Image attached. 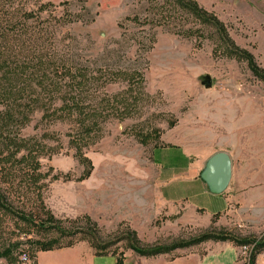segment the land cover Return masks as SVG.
<instances>
[{
    "label": "rangeland",
    "instance_id": "1",
    "mask_svg": "<svg viewBox=\"0 0 264 264\" xmlns=\"http://www.w3.org/2000/svg\"><path fill=\"white\" fill-rule=\"evenodd\" d=\"M190 1L223 25L234 48L264 68V0ZM162 3L0 0L2 57L15 62L42 58L83 69L81 98L96 108L98 122L87 137L75 117L57 113L52 115L56 120L47 121L42 111L29 116L21 136L47 135L39 157L41 171L49 174L43 208L34 195L18 192L11 208L0 210V264H22L21 255H32L38 243L46 242L61 248L84 243L114 253L119 264H164L175 257L216 254L226 246L234 249L235 264H264V188L258 181L264 175V85L247 63L230 57L235 49L215 28L183 12L169 18ZM26 14L31 17L24 19ZM133 72L141 76L140 86L120 77ZM206 77L209 88L202 84ZM60 102L53 99L52 108ZM122 114L128 117L120 120ZM72 139L88 144L82 153L91 170L84 179L86 168L76 158ZM177 144L195 154L223 149L230 155L228 192L234 199L227 213L210 220L198 213L194 221L190 214L182 217L185 203L162 200L152 154L154 148ZM252 176L259 178L244 182ZM165 189L166 194L168 185ZM189 196L205 214L225 207L222 197L196 191ZM205 234L216 239L155 256L132 249L169 248ZM243 247L249 249L247 256ZM99 258L93 264H114ZM37 264H71V257L42 253Z\"/></svg>",
    "mask_w": 264,
    "mask_h": 264
},
{
    "label": "trees",
    "instance_id": "2",
    "mask_svg": "<svg viewBox=\"0 0 264 264\" xmlns=\"http://www.w3.org/2000/svg\"><path fill=\"white\" fill-rule=\"evenodd\" d=\"M162 4L169 8V18L178 12L187 13L204 26L215 28L222 41L226 45L229 41L231 47L234 48L235 45L228 40L223 25L212 16L210 18L207 16L209 18L207 19L205 12L199 9L193 1L163 0ZM30 17L29 14L23 16L24 19ZM186 33H190V31H186ZM234 49L235 51L229 52L230 57L247 63L251 73L264 85V68L259 67L248 52L237 47ZM34 59L15 62L2 57L0 52V106L2 107V111H0V210L11 208L13 205L11 198L18 192L21 193L18 194L20 197L28 194L34 195L35 200L43 208L41 193L44 187L43 183L49 177V174L41 171L39 157L44 153L45 145L42 140L47 135L43 134L40 139L35 137L26 139L20 134L21 130L29 123V116L32 113L42 111V119L47 121L56 120L57 117L54 118V116L57 113H61V116L58 117H62V114L75 117L79 119V130L87 137L98 129L97 115H95L96 108L89 106L90 104H84V100L81 98L83 87H85L84 80L86 79L83 69L80 70L77 67L65 64L56 65L42 58ZM120 77L126 82H136L138 86L142 82L141 76L135 72L132 74L121 73ZM90 78L93 79L94 77L90 76ZM66 89L68 92H66ZM56 95H59V98H56ZM53 99L61 101L59 107L52 108L54 105L52 103ZM121 109L126 113L127 106H122ZM127 117L128 114H122L120 120ZM83 143L80 144L75 139L70 142L76 149L78 162L86 168L81 175L82 179L86 178L91 170L90 162L82 153V148L88 144ZM54 179L57 178L52 177L50 180ZM46 213L50 219H53L50 213ZM25 217L23 215L22 220ZM215 239L213 236L205 234L189 243L173 244L169 248L151 247L138 250L133 247L132 249L142 256H155L177 248L199 245ZM260 246L262 244H259L258 248ZM55 249H61V247L55 246L53 242L38 243L36 252L28 256L30 264H35L38 252ZM94 249H96L95 255H105L104 252L97 251V248L94 247ZM5 256L6 254H3V257ZM111 256L115 257V254L111 253ZM119 263V259H116V264Z\"/></svg>",
    "mask_w": 264,
    "mask_h": 264
},
{
    "label": "crops",
    "instance_id": "3",
    "mask_svg": "<svg viewBox=\"0 0 264 264\" xmlns=\"http://www.w3.org/2000/svg\"><path fill=\"white\" fill-rule=\"evenodd\" d=\"M212 151H204L203 153L195 154L193 148L187 149V147L177 144L175 147H158L154 148L152 158L153 162L158 167L157 177L161 182L160 196L166 203H171L172 205H182L186 204L184 207V218L185 214H190L194 221L197 220L198 213L202 214L205 220V216L210 220L213 215L219 213H227L230 208V201L234 199V196L229 195V185L226 191L220 195H214L210 193L206 185L200 179V174L205 167V163L210 156L216 152H224L223 149H211ZM193 151L195 153H193ZM200 152V151H199ZM166 153H170L167 156ZM194 154V155H193ZM230 156V155H229ZM158 158V159H157ZM231 159V157H230ZM232 163V159H231ZM233 164V163H232ZM233 170V166H232ZM253 178H259L258 176H252L251 179H247L244 182L254 181ZM232 180V175H231ZM230 180V182H231ZM257 180V179H255ZM263 182L264 188V175L260 176L259 180ZM170 184V186H169ZM168 185V193L165 194V187ZM192 191L199 192L201 194H209L213 196L222 197L224 199L225 207L222 211L216 214H205L202 208L194 207L191 204L190 194ZM247 196V191L244 190ZM258 192H250V195L254 197L257 201L259 200L257 196ZM187 209V210H186ZM182 218V219H183ZM201 219V218H200ZM208 255H188L175 257L172 262H164V264H235L236 257L234 249L231 247H222L218 249L219 253L213 254L209 251ZM42 253H47V255L54 256H67L71 257V264H93L99 257L111 258L116 263L115 257L111 254L105 255H95V251L90 248V246L81 243L71 247L55 249L52 251L38 252L36 254L35 264H37V259L42 255ZM212 255V257H211ZM68 259V258H66Z\"/></svg>",
    "mask_w": 264,
    "mask_h": 264
},
{
    "label": "water",
    "instance_id": "4",
    "mask_svg": "<svg viewBox=\"0 0 264 264\" xmlns=\"http://www.w3.org/2000/svg\"><path fill=\"white\" fill-rule=\"evenodd\" d=\"M205 88L210 87L209 78L202 83ZM232 163L226 152H216L208 158L200 174V179L208 191L220 195L226 191L231 180Z\"/></svg>",
    "mask_w": 264,
    "mask_h": 264
},
{
    "label": "built area",
    "instance_id": "5",
    "mask_svg": "<svg viewBox=\"0 0 264 264\" xmlns=\"http://www.w3.org/2000/svg\"><path fill=\"white\" fill-rule=\"evenodd\" d=\"M241 252H242V254H244V255L247 256V254L249 252L248 247H243L241 249ZM20 259H21L22 264H30V261H29V258H28L27 255H25V254L21 255V258ZM245 261L248 262V259L246 258Z\"/></svg>",
    "mask_w": 264,
    "mask_h": 264
}]
</instances>
